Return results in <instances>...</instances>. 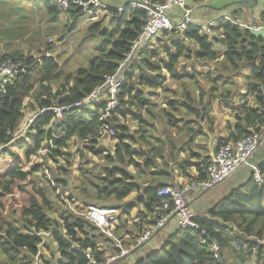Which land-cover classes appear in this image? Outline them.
Masks as SVG:
<instances>
[{"label":"trees","instance_id":"1","mask_svg":"<svg viewBox=\"0 0 264 264\" xmlns=\"http://www.w3.org/2000/svg\"><path fill=\"white\" fill-rule=\"evenodd\" d=\"M22 1L28 0H0V42L29 35L31 15L21 6ZM39 3L52 23L63 16L50 0ZM65 16L69 17V34L77 27V15ZM239 16V12L230 13L229 20L218 21L210 34L193 25L186 26L183 33L161 32L159 36L164 41L159 46H153V40L132 52L145 13L110 9L107 26H102L101 19L87 28V33L102 38L97 56L88 61L86 68L67 75L54 95L42 83L54 81L59 67L51 58L41 56L40 47H33L28 55L17 51L0 57V62L20 61L26 69L0 92V154L13 159L0 177V212L4 211V199L14 201L12 189L24 197L17 217L4 220L0 216V264H34L38 255L42 264H90L85 254L104 264L107 256L119 252L113 240L77 216L69 204L77 203L82 209L115 207L121 216L134 208L143 209L145 215L151 214V220L139 219L137 223L147 227L157 218L160 189L174 187L171 183L175 184L177 178L204 180L206 165L219 147L264 127V40L252 36L249 25L238 22ZM51 47L50 43L46 49ZM34 52L39 53L38 58L32 56ZM209 63L215 65V73H202L198 65L208 67ZM119 71L126 83L120 89L116 108L106 117L105 103L94 111L64 113L66 135L55 141L42 161L54 175L55 187L67 196L51 194V199L31 179L44 166L34 164L27 169L25 164L34 161L45 140L51 138L46 127L52 114L34 122L30 129L33 141L22 138L16 142L24 150L22 157L10 151L24 117L25 100L32 97L39 109L49 107L57 99L61 106H69L101 87L104 77ZM168 81L175 84L174 90L168 89ZM37 83L46 98L34 90ZM164 92H168V98L161 97ZM236 98L239 102L235 106ZM215 108L231 114V121H226L222 129L213 115ZM131 123H136V132L131 131ZM106 126L113 128V135H97L98 129ZM222 130L225 136H221ZM87 154L102 165L84 162ZM257 168L264 174V162ZM75 171L79 174L77 182L72 178ZM45 184L48 192L49 188L52 190ZM130 195H134V200L125 204ZM196 223L206 232L205 246L197 241V232L177 227L157 251L133 264H264V188L254 184L252 178ZM121 228L117 223L118 236ZM141 233L133 240L121 237L123 248L139 249L136 241ZM210 244L218 246L217 258L211 253ZM43 251L49 253L48 258ZM121 262L122 259L115 264Z\"/></svg>","mask_w":264,"mask_h":264},{"label":"built area","instance_id":"2","mask_svg":"<svg viewBox=\"0 0 264 264\" xmlns=\"http://www.w3.org/2000/svg\"><path fill=\"white\" fill-rule=\"evenodd\" d=\"M61 14H76L77 20L82 19V23L91 24L103 19L110 9L122 12L125 8L131 10H139L145 13L144 25L139 39L133 44L132 52H134L142 43L152 42L158 34L164 31H174L183 33L186 26L193 25L199 27L206 34L211 33V29L215 28L218 21L229 20L228 16L221 17L215 22L201 24L192 18V10L186 3V0H163L157 3L154 0H50ZM103 14V16H100ZM176 20V22H174ZM255 30L264 29V21L260 26H252ZM126 62V61H125ZM125 62L120 68L125 66ZM26 71L22 62L7 59L0 62V92L4 85L16 80L22 73ZM126 83L120 71L113 76L104 77V83L101 87L93 91L80 101L69 106H61L58 102L53 101L47 108H37L34 113L28 114L27 124L25 125L23 139L32 138L30 132L34 122L45 116L52 114L50 123L47 125V131L51 134V138L45 140L40 150L34 156L35 164L42 166L43 158L46 152L54 147L56 140H61L66 135L64 125V113L66 112H85L94 111L96 107L105 103L103 116L106 117L117 106V97L120 94L121 87ZM264 96V95H263ZM102 116V115H101ZM264 127L248 137L237 140L234 143H228L217 149L214 156L209 160L205 168L204 180H189L179 188L164 187L157 192L160 199L157 218L154 223L143 229L141 235L136 241V247L141 248L148 243L160 230H162L171 219H175L177 227L182 230H189L198 233L197 241L205 246L206 232L200 229L196 223L197 217L189 209V195L201 193L212 189L218 184L230 178L239 168L247 166L250 170L249 177L252 178L254 184L264 188V174H262L257 166L249 164V159L257 150V146L263 138ZM114 130L112 127L106 126L104 130L98 129L97 135L102 134L107 137L112 136ZM34 139H30V141ZM44 166V165H43ZM40 173L44 176L46 182L54 191L55 195L64 194L59 192L55 187L54 180L49 170L44 166ZM77 203L69 204L71 209L77 216L83 217L92 225H94L103 235L113 240L114 247L119 251L116 255L106 257L104 264H115L124 259L130 251L123 248L119 239L115 237L116 225L118 223L120 210L115 207L87 206L82 209L77 207ZM135 249V248H133ZM72 250H77L72 247ZM210 251L217 258L218 246L210 244ZM90 264H98L85 254ZM39 255L36 256L34 264H42Z\"/></svg>","mask_w":264,"mask_h":264},{"label":"rangeland","instance_id":"3","mask_svg":"<svg viewBox=\"0 0 264 264\" xmlns=\"http://www.w3.org/2000/svg\"><path fill=\"white\" fill-rule=\"evenodd\" d=\"M187 1H190V0H187ZM226 1L228 0H217L214 3L219 5V4L225 3ZM22 2H28L29 4L25 6L29 7L28 9L30 10V15H31V21L29 23V25L31 26L30 33L29 35H26V36L17 37L15 39H8V41L5 40L4 42H0V57L5 56L4 52L9 53V52H17V51L22 52L23 55H28L30 50H32L33 47L34 48L40 47L41 50H43V54L42 55L40 54V55L45 56L46 58H51L59 67V71L57 72L56 75H54L55 77L54 81H52L51 83H47V82L42 83L43 86H49V88L51 89V95H54L56 94V92L60 91V88L64 84V80L67 75L74 74L79 69L86 68L88 61L91 58L97 56L98 47L102 43V38L98 34L91 35L87 33V28L90 24L87 25V23H82V19H80L77 22L76 29L73 30V32L67 34L66 25L70 24V22L67 23V20L69 17L65 16L66 14H63V16L60 17V19L58 18L57 20L58 22L52 23L50 21V17H48L46 15V12L42 10L43 8L42 5L41 6L34 5L36 2H40V0H28V1H22ZM232 2L233 1H230L227 4H230ZM30 4H33V5H30ZM240 13L242 14L243 12L241 11L239 12V14ZM100 16H103V14H101ZM107 24H108V17L106 14V16L102 19V26H107ZM64 31L66 33V36L63 38L62 41H59L61 39V36L65 34ZM48 33H53V34L51 36H48ZM159 35L160 34H158V36L152 42L153 46L155 47L159 46L164 41ZM50 43L52 44V47L50 49H46V46ZM4 45L10 46L9 49L4 51L3 50ZM38 54L39 53L34 52L32 56L38 58L39 56ZM198 67H202V68H199V70H201L202 73H206L208 71L211 72V74L215 73L213 72V68L215 67V65L212 63H209L208 67H204L203 65H198ZM220 69H223V68H220ZM238 82L241 86L242 82L240 80ZM39 85H40L39 83L35 84L34 90H38ZM167 87L171 91L173 88H175V84L168 81ZM38 92H40V94H43L42 95L43 98L47 97L46 93H44L45 91L38 90ZM168 92H164L161 97L168 98V95H169ZM161 97L159 98L160 100H162ZM238 102L239 101L236 98L234 99L233 104L236 106ZM24 104H25V109L23 112L24 117L20 123L19 130L16 134L17 136H15L16 141H13L11 145V149H10L12 153L18 154L20 157L23 156L24 150L18 148V145L16 144V142H18L19 139H22L23 136H26L24 135V132H25L24 127L27 124L26 121L28 120V114L34 113L33 111L37 109L36 103L34 102L32 97H29L28 99H26ZM223 107H226V106L223 105ZM214 110L218 113L217 121L221 122L223 126V124L226 122L225 120H223L224 116H227V115L231 116L230 112L228 113L229 110L224 111V112L217 110V108H215ZM221 115L223 116V118L221 117ZM129 126L132 132H136L137 130L136 123H131ZM25 141L30 142V139L25 138ZM261 141H263V138H261ZM107 142L108 140L105 141V143ZM75 149L76 147L73 148L71 151L74 152ZM83 160L84 162H88V164H90V162L92 165L95 164L94 166L102 165V162L100 160H98L97 158L95 159L92 158L91 156H89V154L85 155ZM12 163H13V159L11 158L10 155L8 157H5V156L1 157V154H0V177L4 172L7 171L9 165ZM34 164H35V161L31 160L29 163L25 164V166L27 169H30V167L33 166ZM74 169H76V166L74 167ZM246 171L247 169L245 167L240 168L229 179L220 183L213 189H210L211 191L209 190V193L206 194L207 191L203 193L200 196V199H199L200 201L197 203L199 212H195V214L198 215V213H201L204 210L205 211L203 213L205 214L209 209L214 207L216 203H218L220 200L228 196L233 190L243 186L248 180V175L246 174ZM50 174L51 176H54L52 173ZM245 174L247 175V178ZM72 178H73V181L77 182L78 180L77 178H79V174L77 173V171L73 173ZM31 179L37 187L44 188L48 196L51 199H54L51 195V194L54 195V191H52L49 188V192H48L46 188V184H45L46 180L44 176L42 175V173L40 172L34 173L33 176H31ZM75 182H74V186H75ZM70 188L72 189L71 186ZM12 190H13L12 198L14 201L11 202L10 199H7V200L4 199L2 201V205L4 206V211L0 212V216L4 220H9L11 217H17L19 215L21 206L23 204L24 197L20 195L19 193H17L14 189ZM59 192H60V189H59ZM71 193L73 195L76 194V192L73 191V189ZM63 196H67V194H64ZM134 198H135L134 195H130L124 201V203L131 204ZM138 212H139L138 208H134L127 215H123L121 219L124 221L126 220L125 217H127L128 221L130 222V219L132 218V216H134ZM51 216L52 218L55 217V215H51ZM134 225L136 226V223H134L133 226ZM123 230H125V227L121 228L120 234L122 233ZM115 236L118 237V234H115ZM159 248H157V250ZM157 250H149L145 248L143 251L144 255L142 258L146 257L147 255ZM43 252H44L42 253L43 256L48 258L49 253H47L46 251H43ZM39 257L41 258V256Z\"/></svg>","mask_w":264,"mask_h":264},{"label":"crops","instance_id":"4","mask_svg":"<svg viewBox=\"0 0 264 264\" xmlns=\"http://www.w3.org/2000/svg\"><path fill=\"white\" fill-rule=\"evenodd\" d=\"M216 1L217 0H201L199 3H192V2H189L186 0V3L189 4V8H191V10H192V13H193L192 18L201 24H207L210 22H215V21L219 20L221 17L230 16V13L241 12V11L243 13L242 14L240 13L238 22H240L242 25L260 26L261 23L264 21V0H258V3L256 5H253V3L251 1H249L247 3H245V2H242L240 4L237 3V1H242V0H228L225 3L218 5V4L214 3ZM230 1H233L237 4H234V5L226 8V10H222V11L216 10V9H219V8L226 6L227 3ZM25 5H29L28 2H22L21 3V6L23 8H25L27 12H30V10L28 9L29 7H26ZM30 5H33V4H30ZM34 5L41 6V4L39 2H36ZM174 22H176V20H174ZM9 47L10 46H7L6 48H3V50L4 51L8 50ZM10 53L11 52H9V53L4 52V55L10 54ZM213 115L215 117H218V113H216V112H214ZM221 117L223 118L222 115H221ZM231 119L232 118L229 115L224 116V118H223V120L229 121V122L231 121ZM219 127L221 129L223 128L221 122L219 124ZM221 136H225V133L223 132V130L221 132ZM263 162H264V134H263V141H261V144L259 145V147L255 151L253 156L249 159L248 163L255 165V166H258L260 163H263ZM242 167H245L247 169L246 174L248 175V179H249V175H250L249 168L247 166H242ZM246 174H245V176L247 178ZM186 182H187V180L185 178H177L176 183L174 184L172 182L171 184L174 187H181ZM167 187H171V186L168 185ZM203 193L204 192H201L198 194L193 193V194L189 195V198H190L189 199V209H190V211H192L193 214H195V212H199L197 203L200 201L199 200L200 196ZM207 193H209V190L206 192V194ZM221 194H223V193H221ZM204 211H202L201 213H198V215H196V214L195 215L197 217L205 216L208 211L205 214L203 213ZM145 213L146 212L143 209L139 210V212L137 214L132 216V218L130 219V222L128 221L127 217H125L126 220L123 221L121 219L122 216L120 214L119 215L120 219H118V223L120 222V225L122 227H125V230H123L122 231L123 234H119L120 236H118L117 238L118 239H120L121 237L123 239L131 238V240H133L137 234L142 232L143 228L146 227V224L137 223L139 221V219H142L144 222L145 221L150 222V220H151V214L147 213L145 215ZM134 223H137L136 226L135 225L133 226ZM176 229H177L176 220L175 219L169 220V222L166 224V226L162 230H160L157 234H155V236L148 243H146L144 246H142L139 249H133V248L130 249L129 250L130 253L123 259V262H121L120 264H133L135 261H137L138 259L143 257V255H144L143 251L145 248H147L149 250H157V248L161 247L164 244L165 240L170 235H172ZM130 242L131 241H127V245L130 244ZM128 247L129 246H126L125 248L128 249Z\"/></svg>","mask_w":264,"mask_h":264},{"label":"water","instance_id":"5","mask_svg":"<svg viewBox=\"0 0 264 264\" xmlns=\"http://www.w3.org/2000/svg\"><path fill=\"white\" fill-rule=\"evenodd\" d=\"M251 1L253 3V5H256L258 3V0H242V1H237L238 4L242 3V2H249ZM235 2L231 3V4H227L226 6L222 7V8H219V9H216L218 11H222V10H226V8L234 5V4H237ZM248 31L250 32V34L256 38H262L264 40V29L262 28H258L257 30H255L252 26H249L248 27ZM261 144V141L259 142L258 146ZM208 191V190H207ZM206 191H204L205 193Z\"/></svg>","mask_w":264,"mask_h":264}]
</instances>
